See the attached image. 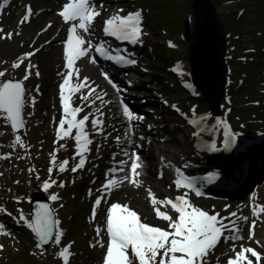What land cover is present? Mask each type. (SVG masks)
Returning <instances> with one entry per match:
<instances>
[{"label": "rangeland", "instance_id": "374dc122", "mask_svg": "<svg viewBox=\"0 0 264 264\" xmlns=\"http://www.w3.org/2000/svg\"><path fill=\"white\" fill-rule=\"evenodd\" d=\"M43 1L51 7H55L59 0ZM96 1L99 6L108 4V11L122 16L136 11L141 12L143 34L137 43L131 42V46L137 48L134 51L141 53L137 55L139 59L137 67L139 72L143 73L149 86L161 81L158 84L159 88L156 89L158 96L155 98L160 100L149 101L141 106L144 107L141 113H145V117L150 118L152 124L150 131L152 133L159 131L164 139L163 141L152 139L151 143L154 146L156 142H165V145L171 150L182 149L176 146L173 142L175 137H171L170 134H177L176 125L184 124L186 116H195L202 123L200 134L205 136L207 143L211 138L217 140L226 138L225 131L229 133V137L247 136L251 139L246 151L240 154H224L220 147H217L216 155L202 154L198 160L202 159L203 162L197 166L201 168L200 171L203 172L214 167L217 161L222 164H227L225 161H230V169L234 166L240 168L242 163L248 164V160H251L253 156H256L255 159L257 157L262 158V162L264 161V0H210L219 20L222 22L227 40L226 63L228 72L225 93L220 102L222 118L209 116L207 111L204 113L200 98L198 99L195 94L188 95L179 90L181 88L180 80L189 83V66L186 62L187 43L182 41L181 32L186 16L189 17L190 24H193L195 17L191 13L192 0ZM10 2L12 0H9L8 3ZM0 3H3V0H0ZM40 6L43 5L40 3ZM11 15V12L8 15H0V29H2V25L10 24V28L6 31L3 30L0 36L9 32L13 33L11 39H0V72L5 73L4 76L0 77V82L8 78L19 79L23 81L26 89L23 106L24 127L19 132H13L8 121L0 117V155L12 154L9 159H0V173H2L0 175V207L6 209V211H0V225H3L4 231L10 234L0 235V245H3V249L0 250V264H63L58 253L63 247L69 245L71 253L69 264H103L108 243L107 234L103 227V214H106L109 205L115 202L132 207L129 200L122 198L124 193L122 194L117 189L111 191L113 197L108 200L106 197L108 192L102 187L105 184L106 174L115 167L113 165L114 156L119 153L120 148L115 144L117 140L111 141L109 144L108 142L104 143L100 137V131H97L91 123L92 119L95 118L102 119V121L106 120L107 114L100 111V107L94 104L92 97L86 101L77 98L72 106L83 108V111L78 113V119L89 115L86 131L89 133L92 144L89 145L90 150L84 154L86 159L84 167L76 172L71 171V168L79 162L74 140L75 130H73V137L61 140L57 136L58 123L62 117L59 95L62 65L53 58L56 52L47 35H43L39 41H35L38 32L42 30L40 26L45 24L26 34L20 27L21 20L8 22ZM104 15L105 13L96 17L90 28H94L97 34L103 25ZM39 17L38 15L36 20ZM24 24L29 26V22ZM15 35H18L19 38H15ZM89 40L95 42L93 39ZM26 53L35 54L24 58L20 67L14 68L13 64L19 63L20 58L24 57ZM168 54L172 56L170 57ZM167 56L170 57L169 60H167ZM28 65L35 67L31 69L29 78L24 80ZM174 66L175 68H173ZM37 71L40 73L39 76L35 74ZM99 79L104 81L102 76H99ZM115 92L117 93L115 107L119 113H122L123 108L120 99L124 91L123 93L119 90ZM127 95L129 96V94ZM164 98L167 101L170 99L171 105L164 104L162 102ZM185 102L188 103L186 108L184 107ZM148 103L158 104L159 107L150 111ZM230 109H232L231 113ZM200 112L201 114H197ZM237 116H240L242 120L236 121L238 120ZM176 119L179 122L174 123ZM162 120L164 121L163 127H161ZM137 122L138 120L128 121L126 125L130 126ZM244 122H247L249 127H245ZM225 125H227V129ZM142 130L143 128L140 127L139 131L135 133L138 134ZM189 130L192 131L191 128ZM244 131L247 133L242 134ZM105 132L103 131V133ZM181 133L180 130L179 134ZM17 134L23 138L26 148H21L19 145L15 149L12 148V142ZM181 138L184 139L185 137L181 136ZM130 139H126L128 141L126 145L133 142L129 141ZM61 145L64 146L61 147ZM189 146L193 147L191 137L190 145L188 143L187 148ZM146 149L148 151V148ZM259 152L261 154H258ZM54 153L63 157L55 156L56 163L50 164L51 155ZM182 153L187 155L185 151ZM123 156L128 158L125 153ZM64 160H68L69 164L65 171L60 172L59 164ZM156 166L157 164L151 166L149 171L151 176H157ZM49 167L53 168L51 174ZM218 168H220L219 165ZM255 168L251 167L252 170ZM30 169L35 171L30 172ZM45 181H55V183L45 190L43 187ZM171 183L159 184L157 193L151 191L156 197L157 194H162L161 200L165 197L175 199L176 195L179 194L178 191L182 190L169 188ZM61 184H63L62 187ZM254 185L256 187V180L252 179L246 188L247 190L243 191L246 196L249 189ZM38 189L44 190L50 199L52 195L60 198V200L51 199V201L56 212V221H58L56 231L62 232L61 243L57 245L53 238L46 249L37 248L38 242L32 230L27 227L24 220L19 219L23 215L27 221H30L29 195L33 190ZM96 192L98 197L104 199L97 208L96 216L93 219L92 214L96 198L92 202L90 200L91 195ZM188 197L193 205L208 211L210 214L218 213L221 217H229V213L240 209L235 203L227 204L230 201L227 198L224 201H211L203 197L195 198L192 194H188ZM237 197L242 198V196ZM253 197L251 203L249 202L251 209L253 203L259 205L264 203V197H260L258 193ZM244 206L245 209L249 208L247 205ZM151 208L154 213L152 205L149 204L148 210L150 212ZM101 212H103L102 215ZM167 212L175 218L176 214L170 208ZM231 219L235 220V217H231ZM141 220L152 226L168 228L167 222L154 217L153 214L151 216L143 214ZM224 222L228 223L227 220ZM237 225L241 233L244 224L238 220ZM97 227L101 229L99 236L96 233ZM225 235L229 236L232 233L225 232ZM97 241L102 242L105 247H100ZM226 243L232 250L231 240L222 238L219 244L224 246ZM85 256L90 257V259L84 260ZM129 256L132 258L130 250ZM229 257L220 247L217 251H211L208 254L205 264H227ZM249 258L253 260V264H256L255 258H251L250 255ZM133 264H136L134 258ZM259 264H264L263 255Z\"/></svg>", "mask_w": 264, "mask_h": 264}, {"label": "snow or ice", "instance_id": "6c2138e0", "mask_svg": "<svg viewBox=\"0 0 264 264\" xmlns=\"http://www.w3.org/2000/svg\"><path fill=\"white\" fill-rule=\"evenodd\" d=\"M9 0H3L0 3V9H3ZM122 11V10H121ZM31 6H26V14L22 17L20 23L29 22L32 16ZM58 15L63 21L69 24L67 39L64 42L63 54L66 61L65 67L67 73L59 85V95L62 107V117L58 123L57 136L59 139L73 137V130H75L74 140L76 142V155L79 156V162L71 168L72 172L82 169L86 163L85 153L89 151V145L92 140L89 138V133L86 131V123L89 121V115L82 118H77L78 113L83 111L82 107L72 106V96L75 93L81 92L82 89H88V95L81 96L82 100H88L90 96L95 94V89L90 88L88 84V77L80 79V70L75 66L76 61L86 57L89 51L95 47V51L101 55L105 54L103 45L94 46L91 41H86L80 31L88 33L96 17L100 15L93 0H68L63 4L61 11ZM142 15L140 11L129 13L126 16L119 15L118 13L112 15L105 21L103 31L106 35L115 37L121 41H131L137 43L139 37L143 34ZM3 29H0V33ZM13 33L9 32L0 39H11ZM85 45H87L85 47ZM35 53H26L24 57L20 58L19 63H14L13 67H20V63L24 58L31 57ZM110 59H124L122 57H109ZM95 63V60H91ZM127 64H134V60H124ZM34 65H28L25 71L24 80H27L31 75V69ZM37 76L40 73H35ZM4 72H0V77L4 76ZM105 79H109L107 74ZM73 77L76 78L78 83H72ZM109 82H111L109 80ZM115 87V85H113ZM97 99L102 97L97 96ZM25 103V88L23 81L8 80L0 82V117L4 118L10 123L14 132H18L24 127V120L22 117V109ZM174 107V106H173ZM123 116L129 122L134 120H142L143 117L134 115L127 105L123 106ZM103 115V113H101ZM97 131H102V119L95 118L91 121ZM191 124L196 125L197 120L190 121ZM227 129V125H225ZM194 136H198L199 132H194ZM225 147H229L235 143V137H229V133L225 131ZM119 141V137H117ZM19 145L21 148H26L23 138L17 134L12 142V148ZM64 145H61L63 147ZM215 149V145L212 146ZM11 153L0 155V159H9ZM125 155H128L125 153ZM131 163L128 165V173L121 179L115 177L107 179L106 183L102 186L105 191L111 192L113 189L119 187L123 182L133 184L136 187L142 185L139 179L141 176L140 169L142 168L141 158L138 154L133 153L129 157ZM56 163V157L51 155L50 164ZM119 168H112V173L124 172L123 165L127 161H120ZM69 164L68 160H64L59 164V171L63 172L67 169ZM30 169V172H34ZM53 171L49 167V173ZM178 178L175 180L177 189H189L195 191L197 196L202 193L196 190L193 183L186 177L180 174L177 169ZM2 175V173H0ZM163 172L160 173L162 178ZM38 178V177H37ZM55 181H45L43 187L47 190ZM61 187L63 184L60 185ZM149 202L153 207L156 217L160 220L167 222L168 228L163 229L160 227L152 226L142 222L140 215L127 204L121 205L120 203H111L107 209L106 214V231L109 237L106 245V252L103 259V264H133V258L136 264H205L208 254L220 243L221 239L225 240H242L243 237L239 235L240 229L237 225V220L247 221L248 217H239L236 212L229 213V217H221L218 213L210 214L208 211L201 209L192 204L188 197V193L178 195L175 199L165 197L159 199L155 194L148 189ZM52 200H57L56 195L51 196ZM103 197L96 198L93 207V219L96 216V210L101 205ZM161 207L170 208L175 214V218L166 211H161ZM0 211H6L0 207ZM252 214L259 218L264 214V205L253 203ZM51 209L46 204L38 205L35 221H27L21 215L20 220H24L27 227L30 228L38 237L37 248H42L50 240L53 239V227L58 221H53L51 218ZM231 217H235L233 220ZM228 221L226 224L224 221ZM256 220L252 221V227L249 229L248 239L252 240L255 236ZM101 229L96 228L97 236L100 235ZM225 232H230L232 235L226 236ZM0 235H10L4 231V226L0 225ZM62 232L56 231L54 242L59 245L61 243ZM100 247L105 245L97 241ZM259 244V241H256ZM3 245H0V250ZM131 251L132 258L129 256ZM235 252L234 257H229L227 264H253V260L249 258L254 257L256 264L261 260V253L252 247H244L241 245L240 250L236 251V246L233 244ZM70 245L65 246L58 253L62 259L63 264H69L70 258Z\"/></svg>", "mask_w": 264, "mask_h": 264}, {"label": "bare ground", "instance_id": "6f19581e", "mask_svg": "<svg viewBox=\"0 0 264 264\" xmlns=\"http://www.w3.org/2000/svg\"><path fill=\"white\" fill-rule=\"evenodd\" d=\"M15 1V3L12 4V2ZM49 1V0H48ZM12 2L8 3L3 9L0 10V15H8L10 12L12 15L8 19V22H13L14 20H21L22 17L26 14V6H31L32 8V16L30 17L29 20V26L25 25L24 23L20 25V27L23 29V31L27 34L34 29L38 28L40 25V28L42 29L40 32H38V36L36 37L35 41H39L43 35H47L50 38L51 41V46L54 47L55 50V55L53 58L56 61H59L62 65V72H61V77L59 79V84L62 82L64 76L67 73V68L65 67L66 61L64 58L63 54V48H64V42L67 39L68 35V28L69 24L65 23L63 19L58 15V13L61 11L63 4L67 3L68 0H59L58 3L56 4L55 7H51L48 5V3H44V1H39V0H12ZM96 0H93L94 5L96 6L97 10L100 12L99 16H102L104 13V19L110 18L112 15H115L114 13L108 11L109 5L108 4H102L98 5L96 3ZM41 5L43 6H40ZM40 16L39 19L36 20V17ZM98 16V17H99ZM10 28V24L6 23L2 25L3 30H8ZM91 32H96L94 28L90 29ZM90 34V33H89ZM80 35L84 37L86 41H89L85 33L81 30ZM15 38H19L18 35L14 36ZM33 44V43H32ZM31 44V45H32ZM29 48V47H26ZM101 61V60H100ZM79 70H80V79L82 80L83 77H88V84L90 88L95 89V94L90 96L94 99V104L98 105L100 107V111L103 112L104 114H107V119L103 121L102 125V131H100L101 139L104 141V143L111 142L117 140V137H119V141H115V144L119 146V153H117L114 156V166L113 168H119L120 161H127L125 165H123L125 171L124 172H117V173H110L106 174V180L104 183H106L107 179L110 178H117L121 179L124 175L128 173V165L131 163V160L129 157L132 156L133 153H139V157L141 158V163H142V168L140 169L141 176L139 179L142 181V185L140 187H136L131 183H128L127 181L123 182L119 187L115 188L118 191H121L122 198H126V200H129V203L132 204L131 208H134V210L140 215V218L142 217L143 214H147L148 216H151L153 214L154 217L156 215L148 210V206L150 204L149 202V196H148V189H151L153 192L157 193V188L159 184H165L167 185L169 182H172V177L171 173L174 169L176 168H183L187 169L190 166V161L191 159H194L196 157L195 151L189 146V132L186 128L185 123H180L176 125L177 131L176 135L175 133L170 134L171 137H175L173 139V142L176 144L177 147H181L182 149H176V150H171L169 147L165 145V143H156V148H153V150L147 151L145 148H149L147 144L144 141H139L137 138H134L136 135L135 131H139L140 127L149 129V119H145V122H142V124H134V125H126L127 118L123 116L122 113H119L117 108L115 107V99L117 97V93L113 89V87L107 83L106 81H102L99 79L98 75V68L93 66L92 63L88 60L87 56L83 57L79 60L76 61L75 65ZM129 81H137L138 84H142L145 90H134V102L136 104L135 108L136 110H139V106L148 100L152 98V92L147 91L150 90L151 88L148 85V81L145 80L143 76H132L130 75L129 77H126L125 80ZM79 81L76 80L75 77H73L72 83H78ZM182 84H186L183 82ZM123 90L127 91L128 85L125 84L122 86ZM34 92V91H33ZM44 92V91H43ZM88 95V89H82L81 92L75 93L72 99V105L73 102L77 99L80 98L81 96ZM97 96L102 97V99H97ZM155 98H153L152 101H155ZM169 104V102H168ZM230 109V113H231ZM234 110V109H233ZM139 116V114H134ZM219 118H222V110L221 113L218 115ZM240 117V116H239ZM177 123V122H176ZM200 124V121H198ZM121 125H124L123 127ZM126 125V126H125ZM133 126L134 129H132ZM191 127V126H190ZM180 130L182 131L181 134ZM103 131H106L103 133ZM193 133H191L192 135ZM185 137L184 139L181 138V136ZM190 135V136H191ZM161 136V134H160ZM258 137V136H256ZM132 138L133 142L131 144L126 145V139ZM147 138L154 139L155 137L152 135L147 136ZM245 143H249V138H246L243 140ZM222 142V141H221ZM136 144H138L139 149L136 148ZM209 144L211 147L213 145H216L214 142V139L209 140ZM129 147V148H128ZM183 151L187 152V157H184V154L182 153ZM190 151V152H189ZM153 152H157L156 156H154ZM124 153H127V159L123 157ZM160 156V157H159ZM186 156V155H185ZM254 157H252V160L248 162L249 165L248 167H256L254 170L251 168L249 169V172L246 176H242L240 174L239 167H233L231 170V174H239V180L241 179L240 188L245 189L247 186H249L250 182L252 179H255L259 176L262 175L264 172V161L261 162L260 159L257 161L254 160ZM196 161H194L195 163ZM156 170L158 169H163L165 176L163 175L162 178H160L158 175L157 176H151L149 174L151 166L156 165ZM152 170V169H151ZM167 183V184H166ZM169 188H175L176 190H179L176 188L175 183L173 181V184L171 183L169 185ZM257 188L252 187L249 190L250 192L244 193V198L241 200H236L233 201L232 203H235L236 206H239L240 209L236 210L235 212L239 217H248L247 221H244L240 219V221L244 224V227H242L241 233H239L243 239L242 240H236L232 242V248L233 244L236 246V251L240 250L241 245L243 246H249L254 249H256L258 252L261 253V256H264V214H261L259 218L256 216H253L252 214V209L250 208L249 202L251 203L252 199L254 198L253 196L256 195L257 193L259 194L260 197H264V184L262 185H257ZM178 195H183L185 191H178ZM241 193H243V190H240ZM162 194H157V198L160 199ZM171 195V194H170ZM176 195V197L178 196ZM91 202L93 201L94 198H98L97 192L91 195ZM108 197V200H110L113 196H111V192H108L106 195ZM175 197V198H176ZM248 199V200H247ZM116 203V202H115ZM120 203V202H118ZM121 205H124L120 203ZM249 206L248 209H245V206ZM262 205V204H261ZM110 206V205H109ZM169 208L166 207H161V211H166ZM103 212H101V215ZM236 219V218H235ZM256 220V225H255V236L252 240L248 239L249 236V229L252 227V221ZM103 227L104 231L107 234L106 231V214H103ZM238 221V220H237ZM256 241H259L260 243L257 244ZM221 244L218 243V245L212 250L217 251L221 247L222 250H224L225 255L228 257H234L235 252L233 250H230L229 246L224 244V246H220ZM250 255V254H249Z\"/></svg>", "mask_w": 264, "mask_h": 264}, {"label": "water", "instance_id": "95a60500", "mask_svg": "<svg viewBox=\"0 0 264 264\" xmlns=\"http://www.w3.org/2000/svg\"><path fill=\"white\" fill-rule=\"evenodd\" d=\"M191 13L195 17L192 26L189 17L186 16L182 30V39L187 43L186 62L189 66V80L206 102L209 112L214 116H218L221 113L220 102L227 84L226 32L210 0H192ZM8 80L21 81L12 78L5 81ZM40 204H46L51 209V218L56 221V213L51 205L52 202L42 190H34L30 193V221H35L38 205ZM55 232L56 224L53 227V235ZM50 241L43 247L47 248Z\"/></svg>", "mask_w": 264, "mask_h": 264}, {"label": "trees", "instance_id": "16d2710c", "mask_svg": "<svg viewBox=\"0 0 264 264\" xmlns=\"http://www.w3.org/2000/svg\"><path fill=\"white\" fill-rule=\"evenodd\" d=\"M168 55H169L170 57L172 56V55H170V54H168ZM169 56H167V58H168L167 60H169V59H170V57H169ZM165 57H166V56H165ZM165 57H164V59H165ZM200 101H201V100H200ZM201 104H203V107H202V109H203V110H207V108H208V107H207V104H206V102H203V101H202V102H201ZM81 252H82V250H81ZM86 257H87V256H85V258H84V259H86Z\"/></svg>", "mask_w": 264, "mask_h": 264}]
</instances>
